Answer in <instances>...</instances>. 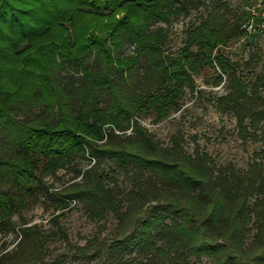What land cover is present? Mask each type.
Masks as SVG:
<instances>
[{
  "label": "trees",
  "instance_id": "obj_1",
  "mask_svg": "<svg viewBox=\"0 0 264 264\" xmlns=\"http://www.w3.org/2000/svg\"><path fill=\"white\" fill-rule=\"evenodd\" d=\"M263 32L264 0H0V235H15L0 264H264V60L227 51ZM207 68L223 88L209 101L257 145L245 167L142 123L202 96ZM78 208L97 229L71 244Z\"/></svg>",
  "mask_w": 264,
  "mask_h": 264
},
{
  "label": "rangeland",
  "instance_id": "obj_2",
  "mask_svg": "<svg viewBox=\"0 0 264 264\" xmlns=\"http://www.w3.org/2000/svg\"><path fill=\"white\" fill-rule=\"evenodd\" d=\"M232 7H238L243 0H226ZM195 18V14L191 18ZM189 19H180L171 25V44L169 51L177 52L182 47L184 39V29L187 26ZM242 39L227 51H233L237 58H246L248 53H257L262 59L258 70L262 69L264 60V32L252 38L251 41ZM215 72L213 69H204L199 76L195 77L197 89L203 91L200 96L187 93L184 98V103L181 110L171 114L165 120L153 124L154 117L143 119L142 123L153 131L160 139L167 143L175 132L185 135V139L189 148L193 147L192 135H199V143L204 151L209 153L219 163H234L239 167H245L252 153L257 149V145H244L235 135L234 120L229 115L219 113L209 101L212 92L222 93L223 88L213 87V79ZM85 165V164H84ZM72 174L67 171H60L58 178L53 182L59 185L70 180ZM24 216L31 221V224L41 225L47 230L50 225V212H45L42 207L34 206L25 211ZM68 233V239L71 244L84 243V239L94 234L97 229V224L90 222L81 209H76L68 212L65 219L62 221ZM103 223V222H102ZM113 226L110 221L107 224L108 228ZM15 240V235L9 236L0 235V245L3 243H12ZM14 244H10L12 248ZM67 248L66 243L56 241L50 246L51 257H54L59 252ZM50 254V255H51ZM48 257H50L48 255ZM200 264H210L206 259H203Z\"/></svg>",
  "mask_w": 264,
  "mask_h": 264
}]
</instances>
